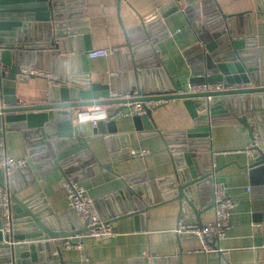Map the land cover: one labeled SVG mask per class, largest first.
Here are the masks:
<instances>
[{
	"label": "crops",
	"instance_id": "obj_1",
	"mask_svg": "<svg viewBox=\"0 0 264 264\" xmlns=\"http://www.w3.org/2000/svg\"><path fill=\"white\" fill-rule=\"evenodd\" d=\"M82 1L81 6L65 7L67 18L64 21L71 23L65 29L75 31L74 34L86 33L83 46L113 51L105 57L87 56L88 72H76L77 75H87L91 84L108 83L112 92H117L118 88L123 93L138 90L133 88L134 85L143 82V95L171 93L177 88H173L170 77L174 82L180 81L182 89H187L193 74L184 51L199 40L201 21H193L183 11L187 7L186 0H176L181 7L178 10H173L171 6L167 8L173 0ZM217 3L221 13L226 15L247 13L241 26L250 31L256 42V47L252 48V59L257 61L258 85H264V10H258L256 0H217ZM69 13L72 16L68 18ZM155 13L158 15L149 19ZM144 20L148 38L145 32L126 35V29ZM162 30L167 33L163 38L158 37ZM74 49L76 51V45ZM67 55L72 54L62 56L66 58ZM74 57L73 62L62 61V72L65 68L83 70L84 65L77 51ZM40 63L51 67L50 56H42ZM40 69L51 72L50 68ZM51 84L48 78L35 75L26 83H18L16 94L23 103H42L48 99ZM241 97L245 108L248 98ZM219 100L220 97H213L210 103ZM93 107L83 110L89 111ZM116 108L115 105L100 106L107 115L113 114ZM246 114L252 121L251 112ZM92 116L97 120L103 118L101 113L92 115L88 112L81 121L89 126ZM105 120H115L118 132L91 135L88 143L95 159L89 152L87 158L93 160L83 170L79 168L78 179L86 187L87 195L94 200L100 214L111 221L115 235L106 239L87 238L83 249L61 250L60 264H151L150 258L154 255L177 257L179 264H264V190L253 188L256 186L250 183L248 168L244 167L249 156L257 154L256 151H246L252 142L247 127L238 121L220 117L210 126L209 137L204 143L206 160L218 169L215 181L223 183L227 193L237 200L227 236L215 243L219 249L217 252L208 253L200 251L202 243L197 236L176 232L180 222L206 224L215 218L213 204H202L200 201L190 204L173 193L177 164L168 148V137L194 126L184 99L170 100L153 108L149 114L152 129H137L134 116H109ZM254 128L258 144L264 148L260 130L257 125ZM132 150H148L149 153L138 157L131 154ZM5 155L29 158V167L35 177L30 182L25 175L18 173L12 181L16 196L22 201L34 198L35 204L48 206L61 227H69L75 215L69 208L63 173L57 168L44 172L36 168L20 129L6 132ZM128 177L131 186L144 188L143 197L149 205L144 218L137 223L133 216L112 220L116 216L113 212L118 203V192L126 187ZM65 239L60 237L55 243L61 246ZM146 259H149L148 263H145Z\"/></svg>",
	"mask_w": 264,
	"mask_h": 264
},
{
	"label": "water",
	"instance_id": "obj_2",
	"mask_svg": "<svg viewBox=\"0 0 264 264\" xmlns=\"http://www.w3.org/2000/svg\"><path fill=\"white\" fill-rule=\"evenodd\" d=\"M256 1L258 10H264V0ZM186 2L187 7L183 11L193 21H201L199 40L184 51L193 74L189 83L226 82L233 85V88L210 92L141 95L131 101L184 99L194 119V126L176 135L168 133V148L174 154L177 164L173 193L190 204L200 201L202 204L211 205L214 198V176L218 169H212L204 153V143L209 137L210 126L218 122L220 117L235 120L247 127L252 140H255L254 126L257 125L264 143V85H258L257 61L252 59V48L256 47V42L250 31L241 26V21L247 13H221L217 0ZM81 5L82 0H0V159L5 155L6 132L20 129L36 168L42 172L57 168L65 176L93 160L87 158L89 152L91 153L88 143L91 135L118 132L115 120L107 122L100 118L96 126L90 122V127L81 121L82 116L88 114L83 110L85 107L126 102L122 97H111L110 84H91L87 75L84 77L76 74L88 72L86 58L91 46L82 45L83 39H87L86 33L74 34L75 31L65 29L66 25L71 26V23H65L67 15L64 9ZM169 6L173 10L181 9L176 0L171 1L167 8ZM157 15L158 13H155L149 19ZM71 16L69 13L68 18ZM143 32L148 38L145 20L126 29L128 37ZM161 32L158 37L163 38L167 33L164 30ZM74 45L84 68H65L62 72V61L66 59L73 62L75 58ZM26 48L29 50L26 51ZM136 48L133 49L134 55ZM63 54L72 55L65 58ZM44 55L50 56L52 65L49 68L51 72L58 73L57 79L52 81L47 101L23 103L16 94L17 84L26 83L29 78L35 76L25 74L23 68L29 66L49 69L40 63ZM170 81L173 88L182 89L180 81L174 82L171 77ZM136 87L141 94L142 90H145L143 82H138L133 88ZM117 93L121 95L123 90L118 88ZM209 96L220 97V100L211 104L206 98ZM241 96L248 98L245 108L241 104L244 100ZM122 108L124 106H119L108 116L112 117ZM151 111L148 109L146 114L134 116L137 129L153 128L149 120ZM249 111L252 121H249L246 114ZM100 113L103 114L100 111L91 114ZM253 151L257 154L250 155L244 167L248 168L250 183L256 186L253 188L264 190V148L257 144ZM18 173L25 175L30 182L35 178L29 166L19 168L8 176L5 170L0 168V264H60V245H57L55 240L65 237L71 238L73 243L78 242L79 239L75 236L86 232L87 224L81 226L74 214L73 222H70L69 227L63 228L48 206L35 204L34 198L20 200L15 194L16 187L12 182ZM126 181V187L118 192V203L113 212L116 216L112 220L133 216L137 223L144 218L149 205L143 197L144 188L139 185L131 186L129 177ZM3 189L10 192L11 198L9 231L3 230L6 224L1 204ZM205 198L209 201H204ZM136 226L138 227V224ZM56 250L60 253L56 254ZM148 262L149 259H146L145 263ZM150 263L179 264V259L154 255L150 258Z\"/></svg>",
	"mask_w": 264,
	"mask_h": 264
},
{
	"label": "built area",
	"instance_id": "obj_3",
	"mask_svg": "<svg viewBox=\"0 0 264 264\" xmlns=\"http://www.w3.org/2000/svg\"><path fill=\"white\" fill-rule=\"evenodd\" d=\"M113 50L107 48L91 49L87 52L89 58L105 57L109 55ZM23 72L27 75H37L48 78L50 81L57 79V75L50 71H45L37 67H24ZM115 74V72H114ZM233 88L226 82H204L199 84H188L187 89H176L171 93H183V92H210V91H222L226 89ZM1 92V86H0ZM165 93V92H163ZM143 94L139 90H133L123 94H118L117 92H112L111 97H122L126 102L122 104H115L118 108L119 106H124V108L119 109L112 118L115 117H132L136 115H144L147 113L148 109H153L170 100L174 99H154L146 101H131L134 97H139ZM208 100L212 99L211 96L206 97ZM2 105V100L0 99V106ZM103 110L102 117L107 119L105 109H100V106H95L89 109L88 112ZM91 123L96 126L97 119L92 116ZM259 143V138L256 137L252 140L247 152H252L253 147ZM149 153L148 150L135 151L132 150L131 154L138 157H144ZM30 159L27 157L14 158L12 156H6L0 159V168L4 169L6 175H10L14 169L29 166ZM212 169H214L212 167ZM79 170V169H78ZM76 170L64 176L63 185L67 191V198L69 200V208L77 216L81 226L87 224V231L76 235L75 237L79 239L78 242H71V238H66L65 241L60 246L61 250L68 249H83L84 242L87 238L94 239H106L113 237L115 235L114 228L111 222H108L102 217L98 208L95 205L93 199L87 195L86 187L80 183L78 179L79 171ZM83 170V168L81 169ZM250 190V189H249ZM213 205L215 210V218L213 221L206 224L199 223H182L178 224L176 229L177 233H188L197 236L202 243V248L200 251L213 253L217 252L219 249L215 245L216 242L224 239L227 236L228 231L231 228V216L234 208L237 206V200L227 193L226 187L221 182L214 181L213 183ZM1 199L3 214L6 217V224L3 228L4 231L10 230L9 217L11 216V198L10 192L6 189L1 190ZM56 254L60 252L55 251Z\"/></svg>",
	"mask_w": 264,
	"mask_h": 264
}]
</instances>
